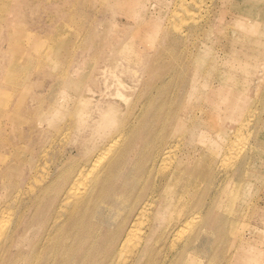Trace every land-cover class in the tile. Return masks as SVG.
<instances>
[{
  "label": "rangeland",
  "instance_id": "1",
  "mask_svg": "<svg viewBox=\"0 0 264 264\" xmlns=\"http://www.w3.org/2000/svg\"><path fill=\"white\" fill-rule=\"evenodd\" d=\"M263 52L264 0H0V247L13 231L15 244L22 241L21 251L14 246L0 253V264H21L16 256L30 254L42 226L35 224L33 199L46 193L44 186L57 174L75 169L71 181L81 174L80 182H93L109 159L129 149L116 180H109L116 188L95 202L126 196L127 175L132 184L146 179L143 162L132 160L135 149L146 144L152 155L165 150L156 143L164 132L173 145L171 157L151 173L148 188L152 192L162 179L158 174L176 167L182 181L168 193L161 188L162 201L150 207L139 231L162 205L159 232L167 235H153V241L169 259L178 249L186 255L184 264H241L234 258L241 254L253 260L247 264H264ZM199 55L205 58L200 64ZM239 65L249 75L234 70ZM197 74L202 89L195 96ZM234 83L237 89L230 90ZM224 100L243 108L230 114ZM86 113L103 116L87 136V125L81 129ZM133 122L131 133L121 134L123 123ZM218 134L222 146L216 152L199 143L208 135L218 141ZM48 206L42 213L47 219ZM95 222L101 223L99 217ZM210 244L221 248L212 262L204 258Z\"/></svg>",
  "mask_w": 264,
  "mask_h": 264
},
{
  "label": "bare ground",
  "instance_id": "2",
  "mask_svg": "<svg viewBox=\"0 0 264 264\" xmlns=\"http://www.w3.org/2000/svg\"><path fill=\"white\" fill-rule=\"evenodd\" d=\"M221 12H222V10H221ZM215 13H217V12H215ZM222 14H225V13L223 12ZM237 22H238V20H237ZM244 23H242V25ZM256 26H258V25H256ZM235 27H237V25ZM242 27L244 28V30L249 32L250 29L248 27H245V26H242ZM237 28L240 29L239 27H237ZM214 30H213V32H214ZM198 31L200 32L201 30L199 29ZM196 32H197V30L192 31V33L190 35L192 36ZM243 33H245V32L243 31ZM213 34H215V33H213ZM238 34L239 33H237V35ZM210 37H212V36H210ZM240 37H241V35H240ZM196 38H197V36H196ZM201 39H203V38L201 37ZM191 40H192V38H191ZM244 40H243V42H244ZM196 41H197V39H196ZM206 43H204V45ZM235 43L236 42H234L233 44H235ZM238 44H240V43H238ZM190 45H192V44H190ZM214 48H213V50H214ZM243 51H245V50H243ZM49 52H52V51L49 50L48 53ZM202 52H204V51H202ZM50 54H53V53H49V55ZM262 55H264V52ZM195 60L197 61V63L200 64V63H202L203 60H205V58H203L202 56L199 55ZM205 70H207V69H205ZM234 70L242 71L246 75H249L247 68H244L240 65L235 66ZM203 73H205V72H203ZM208 74H210L209 71H208ZM225 75H227V74H225ZM200 76H201L200 74H197L195 76V82H194L195 96L200 95V91L202 89L201 83L199 82V79H198V77L200 78ZM226 82H228V78L226 79ZM236 85H238V84L234 83V85H230L229 86L230 90H236L237 89ZM232 88H235V89H232ZM153 89L155 90V92L158 95L159 89L156 86L153 87ZM154 97H155L154 94H151L149 97V102L151 104H153V102H154L153 101ZM209 101H211V99ZM215 103H216V101H215ZM222 103L224 106H226L225 107L226 111H228L230 114H233V115L236 114L237 112L241 111L243 108V105L241 106L239 104H235L232 100H224V101H222ZM110 114H116L120 118L124 117V118L128 119V116H124L123 114L116 112L114 110H111ZM85 119L86 120H83V122H82L81 129H85V127H86L85 124L87 125V129H88L86 131V136H87L88 134L92 133L91 125L95 121H96V123H99V122L102 123L103 116L101 119H99L97 117V115H95L93 117V114L88 115L86 113ZM15 120H18V119H15ZM16 122H18V121H16ZM20 123H21V121H20ZM135 123L136 122L123 123V132L121 134L129 135V133H131L132 127ZM129 125H130V129H129ZM97 130H98V128H95L93 132H97ZM134 133H136V130H135V132H133V134ZM121 134L119 135V137L121 136ZM146 136H148V135H146ZM217 138H218V141H212L208 135L209 141L207 139H205V140L200 141L199 143L202 144L204 147H206V149L216 152L222 146L221 142H220L222 137L220 136V134L217 135ZM156 140H159L158 142H156L158 144L163 142V149L165 147V150H160V152L152 155L150 153V151L148 150L146 144H142L143 145L142 148H138L137 150L135 149V152L133 153L134 158L132 160L137 159V162H143V164H144V166H143L144 167V174L143 175L146 176V179L145 178L139 179V180H137V182L132 184L128 179L129 175H127L125 177V179L122 180V183L125 182L124 186H123L124 187L123 191L128 193L126 196H123V197L112 196L109 200H107L103 204H98L97 202H95V200L97 198H99L100 196H102L106 192L107 189L116 188L112 184L109 183V180H110V178H113L116 180L115 175L121 171L120 170V168H121L120 162H123L125 159H129V157L131 156L129 149H127L126 151L123 150L117 156L113 157L112 159H109V161L106 162V163H108L107 166H105L102 169V173H99L97 175V177H95L93 182L86 183V184L84 182H80L81 174L79 177H76L73 181H71V178H72L71 176L74 173L75 169H68L65 171L66 173L64 175L57 174L55 178L53 177L54 179L51 182H49L47 185L44 186L46 189L45 190L46 193L41 195L39 197V199H36V198L33 199V203H34L33 206H35L37 208L36 217H35V224L38 223V225H42L37 232L40 235L37 236V239L33 243L29 244L28 247L30 248V250L32 249L29 255H25L26 253L23 254V252H20V254H18L16 256L17 260H19L18 262L21 264L25 263V261L27 262V264H184V262L186 260V255H185L184 251H178V249L176 251V249H175L176 245L174 248L172 247L173 249H175L176 252L174 254H172L173 257L169 259V256H165L163 249H160L158 247L159 242L153 241V237L155 235H158V236L159 235L160 236L161 235H164V236L167 235V234H165L166 231L159 232L160 229L162 228V227L160 228V226L162 224L160 219L162 217L161 216L162 210H164L163 207H165V206L158 205V208L154 211V215H153L154 219L152 220L151 224L147 225L145 231L144 230L139 231L140 224L144 221V219L147 216H149L148 219L151 216L150 207L151 206L153 207L155 203L162 201V193L160 191L161 188L164 189L165 193H168L169 191H173L175 188L180 186L179 185L180 181H182L181 178L178 177L179 173L181 172L180 167H176V169L173 168L171 171L163 172L162 175L158 174V176L161 177L162 179L160 180V182L157 181L155 183L154 190L152 192H150L151 189L148 188L147 181H150L151 173L155 172V170L159 169V166H160L159 163L161 161L164 164L163 161L165 160V158L167 156L171 155V152H172L171 150L173 147V145L169 143L170 136L169 137H168V135L166 136L165 132L162 133L160 135V137H157ZM189 142L192 143V141H190V140H189ZM193 143H194V141H193ZM79 145L84 146L82 144H79ZM170 145H172V147ZM233 145H234V143H233ZM236 146L238 147V145H236ZM124 148H127V147H124ZM81 149H83V148H80V149L75 150V151L77 153H82L83 150H81ZM234 150H235V153H234V151H233V153L236 154L237 153L236 149H234ZM174 152H175V150H174ZM71 153L73 154V152H71ZM202 156H205V155H202ZM235 156L239 157L237 154ZM235 156H234L233 160L237 159V158H235ZM250 156H252V155H250ZM169 157H171V156H169ZM186 157H188V156H186ZM103 158H104V155L102 153L101 156H99L97 159L100 161L98 162V164H96L95 171H98L99 169L102 168ZM144 158H146L147 162L149 163V166L147 168H145ZM200 158H201V155H200ZM242 158H245V157H242ZM226 159L227 158H225V160ZM168 160H170V158ZM239 160L241 161L242 159L240 158ZM229 161H231V160H229ZM244 161H246V160H244ZM237 162H238V160H237ZM166 163L167 162H165V164ZM215 163L216 162L214 161V164ZM230 164H232V163L230 162ZM240 164H241V162H240ZM247 164H249V163H247ZM196 165H197V163H196ZM227 166H230V165L227 164ZM167 167L168 166H165L164 168H167ZM170 167L171 166L169 165L168 168H170ZM238 167H240L239 164H238ZM247 167H248V165H247ZM195 168H197V167H195ZM227 168H225V169H227ZM147 172H150V173H147ZM191 172H192V170H191ZM240 172H241V170H240ZM146 173H147V175H146ZM231 175H229V176H231ZM235 175H236V173H235ZM64 177H66L67 180L65 182H62V179ZM189 178H192V176ZM238 178H240V173H239ZM82 181H83V179H82ZM129 186H130V188H129ZM52 195L54 197L50 201V196H52ZM73 197H76V198L74 199ZM72 198L74 199V201H72ZM123 199H125L126 202L123 201ZM170 200H171V198H170ZM118 202L120 203V207L116 208L117 212L114 211V209L108 208L110 205H115V207H116ZM93 203H95V205H93ZM129 203H132V204L129 206L128 205ZM46 204H49L48 208H46V209H49L51 212V216L49 219L44 217V215L42 214L44 212V209H45L44 207ZM72 204H74V205H72ZM123 204L126 205V207H124ZM165 209H166V207H165ZM98 217H99V220L101 221V223L95 222V220ZM20 220L22 221V218ZM20 220H18L15 224H12L16 228L15 232H16V230L19 229L18 227L20 225V222H19ZM104 220H109L110 222L105 223ZM0 224H1V222H0ZM4 226H6V225H4ZM186 226H188V224ZM190 227L191 226H189V228L188 227L187 228L190 229ZM5 228H2V229H5ZM174 228H175L174 230L177 232V230H179L180 227L178 228V226H176ZM191 228L193 229V226ZM199 228L201 229L202 227H199ZM177 234H178V232H177ZM189 234H191V232ZM225 234L227 235L226 232H225ZM193 235H195V234H193ZM218 235H221L220 232L218 233ZM187 236H189V235H187ZM15 238H16V233L14 234V231H13L12 234H9L8 238L6 239V242L3 245H1L0 253L3 252V254H5V253L8 254L9 252L12 251V248L14 246L19 247L18 249H20L19 251H21L22 241L21 240L19 242L17 241L18 243L15 244V241H14ZM156 238H158V237H156ZM188 238H190V237H188ZM133 240H134V246L132 248L130 246H131V242ZM193 241H195V238L193 239ZM183 242L184 241L182 240V244H183ZM190 244H187V245L189 246ZM172 245H174V244H172ZM181 246H183V245H181ZM210 246H211V244H210ZM187 247H184V248H187ZM193 247L194 246H192V248ZM220 249H221L220 247H217L218 252ZM126 250L129 251V253L127 254L128 257L123 255L124 253H127ZM188 250H189V248H188ZM188 250L186 249V251H188ZM217 251L213 250V248L211 246L210 251H208L204 257L205 261L209 260L212 262L213 257L216 256V255H214V253ZM218 252H217V254H218ZM192 257H190V258H192ZM234 258H236L235 261H238L241 264H247L248 261H251V262L253 261V260H250L247 256H244L242 254L235 256ZM195 259L196 258L194 257V260ZM193 261H191V262L195 263ZM197 261H199V260H197ZM205 261H202V262H205ZM196 263H198V262H196ZM15 264H18V263H15Z\"/></svg>",
  "mask_w": 264,
  "mask_h": 264
}]
</instances>
